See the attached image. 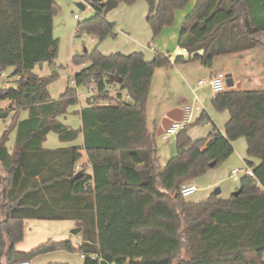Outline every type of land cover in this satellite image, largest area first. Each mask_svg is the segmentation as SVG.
<instances>
[{"label":"trees","instance_id":"16d2710c","mask_svg":"<svg viewBox=\"0 0 264 264\" xmlns=\"http://www.w3.org/2000/svg\"><path fill=\"white\" fill-rule=\"evenodd\" d=\"M81 1L93 15L77 24L76 34L98 43L115 38V24L103 15L105 0ZM110 1L116 7L137 0ZM144 1L146 24L156 37L181 0ZM58 9L54 0H0V79L8 67L18 78L15 87H0V120L13 114L0 137V264L59 251L84 256V264H264V90L226 88L214 94L213 109L229 113L224 131L213 126L206 138L193 140L189 128L210 120L202 111L175 135L177 153L160 166L156 133L146 126L157 60L147 62L141 52L85 51L72 58L75 66L85 65L73 76L74 86L52 100L48 87L58 78L53 35ZM184 31L178 48L187 57L176 56L173 63L197 62L210 69L217 56L264 47V0H206ZM43 63L51 68L47 77L34 72ZM92 83L96 94L74 111L80 127L62 124L58 117L78 104L77 89ZM108 87L118 89L116 99ZM123 91L128 102H119ZM6 101L11 104L2 108ZM23 110L28 118L18 121ZM11 130L16 136L9 149ZM50 132L69 144L81 135L82 145L45 149ZM238 139L246 143L245 164L252 171V177H240L238 195L212 194L204 202L187 203L181 185L227 161ZM28 220L78 222L79 247L47 240L27 253L18 251Z\"/></svg>","mask_w":264,"mask_h":264},{"label":"rangeland","instance_id":"374dc122","mask_svg":"<svg viewBox=\"0 0 264 264\" xmlns=\"http://www.w3.org/2000/svg\"><path fill=\"white\" fill-rule=\"evenodd\" d=\"M54 2L58 6V11L54 16V29L53 35L58 40V47H57V57L55 60L56 70L58 72V78L54 80L48 87V92L50 98L52 100L58 99L66 87L71 86V79L73 76L81 71V67L75 66L72 63V58L74 56H82L85 51L91 53L93 49L99 50L101 53H114L118 50L128 51L131 49H135L136 52L143 53L144 58H151L155 55L150 49L156 51L158 56L164 55L167 57L168 55L178 56V54L172 53L175 41L171 39H165V35H157L155 38L152 35V32L149 30L145 18H140L137 20L135 25L126 26L123 24L126 16L123 14L122 8H130L131 6H127L125 3L120 2L117 6L109 12L107 15V20L112 17H116V20L113 22L116 26L115 34L116 37H108L102 41V43H98V40L92 36L82 34L80 36L75 35L76 26L79 22L85 21L93 15L92 10L88 7L85 10H81L77 3V0H54ZM143 3V2H142ZM146 5V4H145ZM125 6V7H124ZM78 16L80 18L79 21L75 20L73 16ZM169 23V22H168ZM190 23V22H189ZM189 23L186 25H189ZM124 25V26H123ZM169 27H174L173 24H169ZM161 32V31H160ZM220 59H216V62L224 61L229 63V68H220L223 74L231 73L236 80L234 85L235 90L240 91H249L257 89V86L254 83L249 82L246 73V64L251 63V66L256 71H260L264 73V49H255L252 51H248L246 53L241 54H232V55H223L219 57ZM217 63V66L219 65ZM177 64L174 68L168 66L167 68L157 69L154 75V86L152 88V92L150 95V106H149V114L151 113V109L156 106L157 102L158 105H168L170 102L179 99L180 97H187L189 101L192 102L194 98V94L192 93L191 89L195 88L197 85V78H195V70L202 67L201 63H191L186 65ZM216 68V66H215ZM68 69L70 72H67ZM185 70H190L193 72L192 79L186 78ZM14 69L11 67L6 68L4 76L0 79V87H15L16 80L12 76ZM37 75L42 77H47L51 74V68H49L48 64L43 63L36 67L35 70ZM260 88H264V81ZM114 92V91H113ZM86 87L81 86L77 89V99L78 104L75 106H71L67 110V113L58 117V120L64 124L65 126L71 129H77L76 125V116L74 111H77L80 107L86 106ZM195 95L198 96L200 101L203 102L204 108L206 109L207 115L209 116L210 120H203L199 123H194L189 129H192L190 132V137L193 140H201L202 138H206L210 132L213 131L214 124L215 128L222 129L223 126L220 123L212 121L213 115L221 114V112H216L212 105L211 99L214 96L211 93V90L208 86L201 87V89L195 92ZM115 98V94L112 95ZM8 101L1 103L2 108H6ZM107 105H115V102H104L100 104V106H107ZM198 106V104H196ZM199 112H195V119L194 121L200 118L201 114ZM12 113L7 117V120H0V132L3 131L7 125H9L12 121ZM28 111L23 110L18 113V121H23V119L28 118ZM212 122V124H211ZM149 123L151 125V114ZM223 125V124H222ZM9 140L7 142V147L14 143L15 140V131L11 130L8 132ZM1 137V135H0ZM175 136L170 137L168 140H162L160 136H156V146H157V162H159L160 166H164L171 157L175 156L177 153L176 145H175ZM42 147L49 150H56V148L66 147V143H62L58 139V135L55 133L50 132L47 136L45 141L42 143ZM234 157H230L224 163L220 164L217 168L210 170L209 172L203 174L199 178L188 181L193 182L195 187L197 188L196 191L186 198V201H191L194 203H198L201 201L206 200L210 197L215 189L220 191V198H225L228 191L234 193V190L238 186V182H234L232 179L229 178L228 174L230 171L229 166H235L240 164L238 160L234 159ZM231 162V163H230ZM230 164V165H229ZM63 222L60 224H65L66 221H58ZM57 222V223H58ZM68 222V221H67ZM70 239L74 240V237L71 236L70 232L67 234ZM61 255L67 256L70 259V262H67ZM48 257V261L46 264H59V263H66V264H82L80 256L78 253H67V252H59L56 254H52ZM43 260V259H40Z\"/></svg>","mask_w":264,"mask_h":264},{"label":"crops","instance_id":"0c3cea01","mask_svg":"<svg viewBox=\"0 0 264 264\" xmlns=\"http://www.w3.org/2000/svg\"><path fill=\"white\" fill-rule=\"evenodd\" d=\"M77 1L84 3L85 8L88 7L90 10H92L91 7L88 6L85 2H83L81 0H77ZM205 1L206 0H181L177 5H175V7L172 9L170 14L168 15L169 16V21H168L169 23L166 22V24L160 30L161 31L160 33L162 35L166 36L165 39H171L172 41H175L172 53L178 54V56H182V57H185V58L187 57L186 51L184 49L182 50V49L178 48V43L180 41L181 36L185 32L184 30L186 29V25L191 21V19L194 16V13L196 11H198V9L204 4ZM145 4L146 3H145L144 0H137L135 3H133V5L130 8H126L125 6H124L125 8H122V9H124L123 10L124 11L123 14L126 15V16H124L125 20L123 21V24L125 25V27L126 26L127 27L131 26V25L134 26L135 23L137 22V20H140L141 17L145 18V22H146L147 5H145ZM108 14H109V12L104 17L107 18ZM116 19H117L116 17L115 18L112 17V18H109L108 21L111 22V21L116 20ZM75 20L79 21L80 18L79 19H75ZM169 24H173L174 27L170 28ZM75 35H77L76 32H75ZM261 48L264 49V47H261ZM256 49H260V48H256ZM252 50H255V49H251V50H248V51H252ZM150 51H152L154 53V55H155V57L153 56L151 58V60L152 59L157 60L156 61L157 68L155 69V72H154L153 77H152V85H151V88H150V92L148 94L149 98H148L147 105H146V114H147L146 126H147V129L150 132L155 131V133H156L158 131L157 128L160 125L162 119H164L166 117V115L168 114V112L171 109H175V108L183 109L187 105H193V104L196 105V104H198V106H202L203 111L206 112V109L204 108V104H203L202 101H200L198 96H197V98H198L197 102L194 101V98L192 99V102H191V101H189V99L187 97H180L179 99H176V100L170 102L166 106L158 105L159 103L157 102L156 106H154L151 109V113H150L151 114V125H150V123H149V119H150L149 106H150V98H151L150 95H151L152 88H153L154 83H155L154 75L156 73V70L157 69L167 68L168 66H171L173 68L175 66H177V64L173 63V60L176 57V55L175 56L168 55L167 57H165L164 55L158 56L156 54L155 50L153 51V49H150ZM248 51H246V52H248ZM119 52H121V53H123L125 55H129V54L135 53L136 50L135 49H131V50H128V51H122V50L120 51V50H118L117 52H114V53H119ZM246 52H242V53H246ZM103 54L109 55V54H106V53H103ZM110 54H112V53H110ZM237 54H241V53H237ZM219 57L220 56H217L213 60V66L210 69L204 67L203 65H201L202 67H200L198 69H194L195 73H196L195 78H197L195 80H197V83L201 79H207L210 76H212L214 74H217V72H221L220 70H218L219 67L220 68H229V63H226L224 61H220L219 63L216 62L217 61L216 59H220ZM144 59L147 62L151 61V60H148L149 58H144ZM165 60H168V65L163 64V61H165ZM191 63H197V62H187V63L181 64V65L184 66L186 64H191ZM217 63L219 64L218 66H217ZM84 66L85 65H82V66H79V67H81V69H82ZM215 66H216V68H215ZM35 70H34V72H35ZM67 72H70V70L68 69ZM246 73H247L248 81L254 83V85L257 86V89H254V90H264V88H260V86H262L263 81H264V73L263 72L256 71L253 68V66H251V63L249 62V63L246 64ZM4 74H3V76H4ZM184 74H185L186 78H191V79L193 78L192 77L193 72L190 71V70H185ZM228 75H230V78L233 81V86L230 89L231 90H235L234 89V85L236 83V80L234 79V77H233V75L231 73H229ZM14 79L16 81L18 80V78H16V77H14ZM70 83H71V86H74L73 78L71 79ZM199 89H201V88H199ZM199 89H197V90H199ZM113 93L115 94V98H116V95L118 93V89L117 88H112V90H111V92L109 94L111 98H113L112 97ZM213 97L214 96H212V98ZM87 98H88V96H87V87H86V94H85L86 104L88 102ZM118 99H119V102H128L129 101V98L127 97V95H126V93L124 91L120 93V97ZM7 104L9 105L11 103L7 102ZM198 114H202V112L201 113L199 112ZM75 116H76V120H75L76 121V124H75L76 126L75 127L79 128L80 124H81L80 116H77V115H75ZM200 117H201V115H200ZM194 119H195V114H194ZM211 119H212V121L220 123L221 126H224L226 121L229 119V113L227 111H224V112H221V114L213 115V117ZM211 124H212V122H211ZM212 126H214V124H212ZM220 131L223 132L224 128L220 129ZM190 132H192V129H189L188 134H190ZM1 133H2V131L0 132V135H2ZM232 144H233V148H234V153H233L232 156L234 157V154H235V158L234 159L238 160V162L240 164L235 165V166H231L232 164L231 165L229 164L230 165L229 166L230 171L234 170L235 168L243 169L246 166V164H245L246 143H245V141L243 139H238ZM72 145L81 146L82 145V136L80 135L79 138L75 142H72L70 144L66 143V147H70ZM12 146H13V143H11V145L8 146V148L11 149ZM85 161H86V158L84 156L83 159H82V162L84 163ZM254 163L258 164L259 161L258 160H254ZM230 171H229V173H230ZM228 176H229V174H228ZM228 192L229 193L227 194V196L224 199L229 198L233 194L230 191H228ZM219 198H220V196H219ZM204 201H201V202H204ZM186 202L187 203L188 202L189 203H194V202H191V201H186ZM60 223H63V222H58V223L57 222H49V221L40 222V221H33V220L26 221V223L24 225V231H25L24 239H23V241L21 243L17 244L15 247L17 248L18 251L27 253V251L35 248L36 246H38L40 244H43V242H45L47 240H51V241H54V242L68 240L72 244V246L79 247V244H80V241H81L80 240V232H81L80 224L78 222H70V221L64 222L65 224H60ZM69 232H70L71 236L74 237V240H72V239H70V237H68L67 234ZM59 252H63V251H59ZM59 252L47 253V254H43L42 256L35 257L34 259L30 260V263L31 264H46L49 258L45 257V256H51L52 254H56V253H59ZM61 257L64 258L65 260H67V262H70L69 257L64 256V255H61ZM40 259H43V260H40ZM80 259H81L82 264H84L83 258L81 256H80Z\"/></svg>","mask_w":264,"mask_h":264},{"label":"built area","instance_id":"2783aa9c","mask_svg":"<svg viewBox=\"0 0 264 264\" xmlns=\"http://www.w3.org/2000/svg\"><path fill=\"white\" fill-rule=\"evenodd\" d=\"M73 18L79 19L78 16H74ZM226 75L223 74L222 72H217V74H214L210 76L207 79H201L195 88H193L191 91L194 94V101L197 102L198 98L195 96V92L197 89L208 86L211 90V93L217 94L218 92H222L226 89ZM109 91V94L111 92V88H107ZM96 86L92 83L87 86V96H92L96 94ZM116 99V98H115ZM114 102V101H113ZM109 103V102H108ZM111 103V102H110ZM117 101H115V104ZM203 108L202 106H196V105H187L182 109L183 116L179 121H171L170 125L166 130L162 132L160 137L162 140H168L170 137L177 135L180 131L184 130L186 126L190 125L194 121V114L195 112H202ZM76 169H79V165L76 166ZM244 176H249L252 177V171L250 168L245 166L243 169H237L235 168L234 170H231L229 173V177L234 181L238 182L240 177ZM196 187L193 184V182H187L180 187V194L184 199L188 198V196L192 195L196 191ZM84 258V256H81ZM91 259L97 260L99 262L100 259H98L97 255H92ZM15 264H31L29 260L27 261H19L16 262Z\"/></svg>","mask_w":264,"mask_h":264},{"label":"water","instance_id":"95a60500","mask_svg":"<svg viewBox=\"0 0 264 264\" xmlns=\"http://www.w3.org/2000/svg\"><path fill=\"white\" fill-rule=\"evenodd\" d=\"M234 1V0H232ZM77 6L83 11L85 10V5L82 2L77 3ZM104 6V10H103V15L105 16L108 12H110L111 10H113L115 8V4L110 1V0H105V2L103 3ZM246 28L247 30H249L251 33L256 31L250 28L249 24H246ZM226 88L230 89L233 86V81L230 78V75H226ZM112 80L116 83L119 84L120 82V78H118L117 76H112ZM183 116L182 113V109H171L168 114L166 115V117L164 119H162L160 125L157 128V132H156V136H160L162 134V132L164 130H166V128L169 127L171 121H179ZM213 166V164L211 165ZM81 174V172H77L76 176H79ZM214 196H219L220 195V191L218 189H215L213 192ZM238 191L234 192L233 195L236 196L238 195Z\"/></svg>","mask_w":264,"mask_h":264}]
</instances>
